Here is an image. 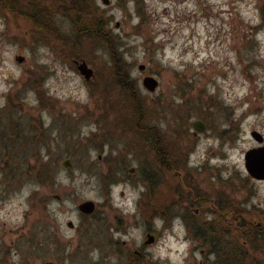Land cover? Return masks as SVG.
Segmentation results:
<instances>
[{"label":"rangeland","instance_id":"rangeland-1","mask_svg":"<svg viewBox=\"0 0 264 264\" xmlns=\"http://www.w3.org/2000/svg\"><path fill=\"white\" fill-rule=\"evenodd\" d=\"M16 1L0 0V264H264V180L245 168L264 147V0Z\"/></svg>","mask_w":264,"mask_h":264},{"label":"water","instance_id":"water-1","mask_svg":"<svg viewBox=\"0 0 264 264\" xmlns=\"http://www.w3.org/2000/svg\"><path fill=\"white\" fill-rule=\"evenodd\" d=\"M103 2L105 4L108 3L107 0H103ZM16 60L18 62H21L23 61V57L18 56L16 57ZM143 68H144L143 66H140V70H142ZM78 70L80 74L84 76L86 80L89 79L92 75V70L88 68L86 63L84 62H81L78 65ZM142 84L150 92H154L155 88L157 87V81L152 76H146L145 78H143ZM192 128L196 132H201L204 129V125L200 121H195L192 124ZM251 135L260 143L263 142L264 140L263 137L255 131H253ZM64 165L65 167H69L70 165L69 161H66ZM245 168L252 177L259 179V180H264V147H260V148L253 149V150L246 152ZM79 209L82 212L89 214L94 210V204L91 201H86L79 205ZM152 241H153V236L149 235L145 243L149 244V243H152ZM46 264H49V263H46ZM123 264H135V263L126 262Z\"/></svg>","mask_w":264,"mask_h":264},{"label":"flooded vegetation","instance_id":"flooded-vegetation-1","mask_svg":"<svg viewBox=\"0 0 264 264\" xmlns=\"http://www.w3.org/2000/svg\"><path fill=\"white\" fill-rule=\"evenodd\" d=\"M75 65H77L76 63H77V61H72ZM193 136H198V134L197 133H193ZM175 169H177V168H172L171 167V169H170V172H172V173H178V174H182V172L180 171V169H177V170H175ZM201 169V166H199L198 168H197V170H200ZM130 171H134V169H131ZM203 182H204V179L200 176V175H197V174H195V176H193V178H192V184H191V186H192V188H191V193H192V201H193V203H195V204H197L198 206H212V204L215 202L214 201V199H215V197H213L212 195H210L209 193H208V191L206 190V189H204V190H201L202 188H201V185L203 184ZM58 198V197H57ZM78 209H79V205H78ZM94 210H95V207H94ZM94 210L92 211V212H94ZM79 211H81L80 209H79ZM82 212V211H81ZM91 212V213H92ZM84 213V212H83ZM91 213H89V214H91ZM197 213H199V212H197ZM84 214H86V213H84ZM68 226L69 227H73V225L71 224V223H68ZM257 230H261L262 228H261V225L260 224H258L257 225ZM150 234H147V238H148V236H149ZM146 244V243H145ZM122 245H126V243L125 242H122ZM137 255H139V256H142V254L140 253V252H135ZM205 252H204V250L203 249H201L200 250V254H204ZM126 262H133V263H135L134 261H133V259L132 260H127ZM126 262H123V263H126ZM49 264H57V263H55V262H51V263H49ZM136 264V263H135Z\"/></svg>","mask_w":264,"mask_h":264},{"label":"trees","instance_id":"trees-1","mask_svg":"<svg viewBox=\"0 0 264 264\" xmlns=\"http://www.w3.org/2000/svg\"><path fill=\"white\" fill-rule=\"evenodd\" d=\"M6 1V4L8 5V6H4L5 8H8V7H14V5H18L19 4V1L17 2L16 0H5ZM87 25V24H86ZM92 31H94V29H93V26H87L85 29H83V30H80V32L82 33V32H92ZM239 233H241L242 234V236H244V234H246V233H248V229L246 228V227H243L242 225H239ZM246 236H248V235H246Z\"/></svg>","mask_w":264,"mask_h":264}]
</instances>
